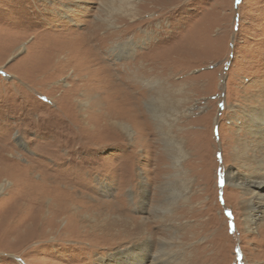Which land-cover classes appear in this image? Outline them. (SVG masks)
I'll list each match as a JSON object with an SVG mask.
<instances>
[{"label":"rangeland","instance_id":"1","mask_svg":"<svg viewBox=\"0 0 264 264\" xmlns=\"http://www.w3.org/2000/svg\"><path fill=\"white\" fill-rule=\"evenodd\" d=\"M127 1L139 17L118 16L114 28L106 0H0V264H128L142 233L134 220L151 215L175 173L164 139L183 140L192 187L174 206L176 264H264V223L248 229V198L224 181L247 174L236 139H248V107H264V0ZM125 41L135 53L116 58ZM114 78L134 103L108 97ZM153 80L177 87L189 111L169 136L146 104ZM150 224L155 256L165 235Z\"/></svg>","mask_w":264,"mask_h":264},{"label":"bare ground","instance_id":"2","mask_svg":"<svg viewBox=\"0 0 264 264\" xmlns=\"http://www.w3.org/2000/svg\"><path fill=\"white\" fill-rule=\"evenodd\" d=\"M72 1H74V0H72ZM105 3L106 4L102 7V12L107 13V18L105 20L104 19H102V20L104 23L109 24L111 27H114V28L117 27L115 25L114 20L118 16L126 17V18L130 19L131 21H135L139 17L138 16L139 14L135 12L136 10L134 11L132 8H130L131 5L130 4L128 5L127 0H110L108 2L106 0ZM67 12H69V11H67ZM91 29H90V31H91ZM86 35L88 38V42L91 43V38L88 36V34H86ZM78 38L83 39L84 38L83 34L80 35ZM86 41H87V39H86ZM114 41H116V40H114ZM84 45L86 46L85 42H84ZM96 45H97L96 43L94 45H92V43H91V52H93L95 55L98 54V52H99L98 50H96V47L94 48V46H96ZM99 45H100V43H99ZM115 46H113V47H115L114 52L115 53L117 52L116 58H123V56H125V57L132 56L133 53H135V50L137 48L136 44L134 42H132V43L131 42L119 43L118 45H115ZM88 48L89 47H87V49ZM13 50H15V49L12 47L10 49V51H13ZM90 54L92 55V53H90ZM92 58H91V60H92ZM86 59H88V58H86ZM100 60H102V62L104 61L101 57H100ZM80 62H81V60H80ZM125 66H127V65H125ZM103 67L108 73H110V71L113 70L112 68H109L108 65L101 66L102 70H103ZM146 68H148V67H146ZM100 72H101V70H100ZM114 76L111 75V78ZM84 80H86V79H84ZM109 80H111V79H109ZM125 80H127L129 83L135 84L134 83L135 80L134 79L132 80V78H127V76H126ZM116 81L117 80L115 78L111 81V88H112L113 94L111 93L112 95L110 94L111 96L108 95V97L114 98L115 96H117L119 99H121V96H122L124 98H128V99L133 100L132 102L134 103V98L131 96L130 92L127 91V89L126 90H124V89L117 90L116 89V88H118V84H116ZM132 81H134V82H132ZM153 81H154V83H151V84L149 83V85H147V86L150 88L153 87V90H155L157 92L154 95H152L153 93L151 94L152 97L149 101L146 102V104H147V106H149V108H151L150 114L157 121L160 129L162 130V132H164L163 134L169 136L170 132L168 134H166V131L169 129V127H171L172 124H175L176 122L180 121L183 116H189V111H187V109L184 111H183V109H182V111L179 109V107L181 105H184L185 103L182 104L181 100H178L174 97V91L177 90V87H172L169 84H164L163 82H161L159 80L156 82H155V80H153ZM145 83H147V81H145ZM131 87H133V86H131ZM148 87H147V89H148ZM100 91H102V90H100ZM114 92L117 93L118 95H114ZM106 94H108V93H106ZM140 96L141 95H139V97ZM147 97H148V95H147ZM103 100H105V99H103ZM104 102L108 104V100H107V102H106V100ZM99 103H102V102H99ZM99 103L97 102V105ZM256 103L258 104L257 107H254V108L248 107V109L251 110V112H252V113L247 114L249 125H248L245 133H246V137L248 139H242V137H240L241 139H238V138L236 139V144L238 145V147L235 150L237 153L236 155L238 157L241 156V158L245 162L243 166H245L244 168H246L247 174L245 176H243L240 174L229 172V174L224 175V181L226 182L227 188L233 187L234 188L233 190H235V189L241 190L244 197L248 198V199L244 200V202H243V211L245 213V218H244L243 223H245L247 225V227L250 231L253 230L254 226H256L258 224L260 225L261 222L264 223V107L260 105L261 102H256ZM133 107H134V110H133V113H134V112H136L135 105H133ZM183 107H185V106H183ZM130 108H131V106H130ZM98 109H100V108H98ZM241 111H243V110H241ZM99 114H100V112H99ZM136 115H135V118L137 117ZM144 115L146 117L145 120H148V116L145 113H144ZM190 115L192 116V113H190ZM102 117H110V116L106 113V114H102ZM99 118H101V117H99ZM117 125H118V123H117ZM122 128L128 134H130L131 129L129 128V126L125 125V126H122ZM164 143H165L166 147L168 148V150L172 153L171 157L175 161V167H174L175 173H172L169 176L166 175L167 181L165 183L161 184V190H162L161 195L162 196L157 194L153 197V199L155 201V203H154L155 205H154V208H152V210H151V215L149 212V216L148 215L143 216L141 218H136L134 220L136 223V227H137V229H136L137 234L136 235H138L140 231L142 233L140 234V238L136 239L133 242V246H134V248H136L135 250H138V251L132 252V254L130 256H128L127 258H125V257L121 258L123 261L128 262V264H176V263H178V260L180 259L181 250L179 248L181 246L180 245V239H181L180 238L181 237L180 236V232H181L180 227H181V224H180V222H178L177 218L175 217L174 206L176 205L177 202H179L183 198H185L188 194V191L192 188V187H190V181H187L188 176L186 175L185 170L183 171V169H182V167H183L182 161L188 156V153L184 147L183 140H181V139H164ZM181 176L183 179L181 178ZM21 178H23V177H21V175H18L17 179H21ZM14 179H16L15 176H14ZM157 180L159 181L160 179L156 178L153 181H157ZM182 182L183 183L187 182L186 185H188V187L185 189L183 188V190H182V188H180V185H179ZM5 185H7V182H5ZM142 188H143V190L141 192V199L144 202V201H147L148 199H150V193L148 191L149 185L143 184ZM2 190H3V185H0V191H2ZM155 199H158V200H155ZM186 199H188V198H186ZM156 202H158V203H156ZM121 203H122V201H120L119 205H116V204L114 205L116 208L118 206L117 211H120V210L123 211V208H125V204H123L121 207ZM61 206L59 207V210H58L59 214L66 213L67 212L66 208H63ZM137 208L140 209V207H138V205H137ZM223 220H226V219H223ZM153 221L157 222L158 224H161L160 227L162 228V231L164 232V235H165L164 237L158 239L159 241L157 244V250L155 252V256L151 254L152 248L154 246L153 236L155 235V233H153L154 231H153V228L151 226L152 224H150V223H153ZM155 228H157V227H155ZM120 256H121L120 254H117L115 257H113V260L116 258H120ZM194 262L196 263V262H198V260L194 259ZM194 262L192 264H194ZM114 264H121V263L117 262Z\"/></svg>","mask_w":264,"mask_h":264}]
</instances>
